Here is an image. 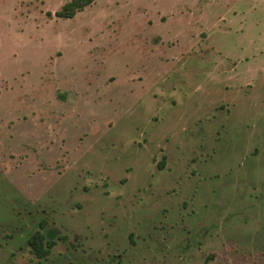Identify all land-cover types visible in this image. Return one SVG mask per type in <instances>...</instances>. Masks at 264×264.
<instances>
[{
  "label": "rangeland",
  "instance_id": "rangeland-1",
  "mask_svg": "<svg viewBox=\"0 0 264 264\" xmlns=\"http://www.w3.org/2000/svg\"><path fill=\"white\" fill-rule=\"evenodd\" d=\"M67 1L0 0V264H264V0Z\"/></svg>",
  "mask_w": 264,
  "mask_h": 264
},
{
  "label": "trees",
  "instance_id": "trees-1",
  "mask_svg": "<svg viewBox=\"0 0 264 264\" xmlns=\"http://www.w3.org/2000/svg\"><path fill=\"white\" fill-rule=\"evenodd\" d=\"M96 0H69L59 10L56 15L59 17L73 18L79 12L84 10L88 5H91ZM46 222L41 223V228L33 233L29 239L32 252L39 258H46L52 252L56 245L57 231H44Z\"/></svg>",
  "mask_w": 264,
  "mask_h": 264
}]
</instances>
